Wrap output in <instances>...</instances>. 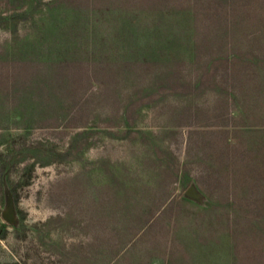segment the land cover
<instances>
[{
	"label": "rangeland",
	"instance_id": "1",
	"mask_svg": "<svg viewBox=\"0 0 264 264\" xmlns=\"http://www.w3.org/2000/svg\"><path fill=\"white\" fill-rule=\"evenodd\" d=\"M0 264H264V0H0Z\"/></svg>",
	"mask_w": 264,
	"mask_h": 264
},
{
	"label": "water",
	"instance_id": "2",
	"mask_svg": "<svg viewBox=\"0 0 264 264\" xmlns=\"http://www.w3.org/2000/svg\"><path fill=\"white\" fill-rule=\"evenodd\" d=\"M191 192V191H189ZM12 218V214H8V219H11Z\"/></svg>",
	"mask_w": 264,
	"mask_h": 264
},
{
	"label": "trees",
	"instance_id": "3",
	"mask_svg": "<svg viewBox=\"0 0 264 264\" xmlns=\"http://www.w3.org/2000/svg\"><path fill=\"white\" fill-rule=\"evenodd\" d=\"M17 199V198H16Z\"/></svg>",
	"mask_w": 264,
	"mask_h": 264
}]
</instances>
